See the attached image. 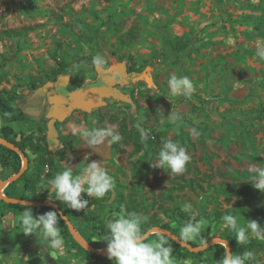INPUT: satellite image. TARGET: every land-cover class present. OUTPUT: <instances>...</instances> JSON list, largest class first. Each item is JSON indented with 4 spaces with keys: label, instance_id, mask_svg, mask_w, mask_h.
<instances>
[{
    "label": "rangeland",
    "instance_id": "1",
    "mask_svg": "<svg viewBox=\"0 0 264 264\" xmlns=\"http://www.w3.org/2000/svg\"><path fill=\"white\" fill-rule=\"evenodd\" d=\"M28 2L0 0V91L16 96L11 104L29 118L14 125V131L31 135L34 144L45 147L58 172L70 166L78 175L87 163L100 160L114 178V189L99 206L95 200L100 199L82 193L89 206L79 212L94 213L98 219L88 228L70 214L80 232L106 247L97 239L107 234L104 221L118 212L119 197L152 218L157 223L153 228L168 231L160 227L168 224L178 236L180 227L169 223L170 218L191 203L197 218L207 220L202 230L210 225V233L202 237L207 242L224 240L229 230L222 228L223 220L214 219L215 212L239 203L253 215L264 202V193L256 189L247 203L230 197L226 185L250 181V162L264 166V61L255 54V39L264 37V0H30L33 7ZM229 36L236 40L234 46L227 45ZM175 38L188 46L176 52L169 43ZM96 54L106 57L103 69L122 65L131 71V78L118 89L128 101L103 98L98 108L72 111L54 121L51 132L49 97L59 93L50 83L66 78L70 89L95 82ZM172 74L192 80L196 92L191 98L171 95L167 80ZM171 113L180 119L171 122ZM137 124L150 131L146 142L141 141ZM73 126H116L123 139L89 148L73 135ZM193 127L198 136L191 134ZM168 139L179 141L191 157L183 173L151 166ZM26 156L27 174L36 181L35 194L28 195L62 203L53 192L42 190L47 167L37 174L38 154L28 149ZM20 161L16 174L0 166V185L6 187L21 172V157ZM22 184L17 186L22 189ZM112 191L115 197L109 202ZM1 214L13 219H0V264H51L47 256L56 264H93L65 245V254L57 255L42 238L21 232L14 218L18 216ZM190 242L200 246V237ZM248 244L245 251L255 253L248 264H264V240L250 238ZM183 254L174 253L176 264L194 263L190 257H178ZM221 256L220 250L208 249L202 264H215Z\"/></svg>",
    "mask_w": 264,
    "mask_h": 264
},
{
    "label": "clouds",
    "instance_id": "2",
    "mask_svg": "<svg viewBox=\"0 0 264 264\" xmlns=\"http://www.w3.org/2000/svg\"><path fill=\"white\" fill-rule=\"evenodd\" d=\"M227 45L234 46L236 40L229 36ZM255 54L261 61H264V37L255 39ZM107 63L106 57L96 54L92 57V64L98 68L104 67ZM168 88L172 96L191 98L196 92L192 80L188 76L172 74L167 80ZM180 119L179 114L171 113L170 120L175 123ZM142 142L149 140L151 133L141 124L136 125ZM73 135H79L87 143L89 148L101 145L107 141L109 146L118 144L123 137L119 134L116 126L81 128L72 127ZM193 136H198L197 128L191 129ZM71 159V157H70ZM191 157L187 149L179 141L172 139L165 140L160 147L157 157L152 163L153 168L169 169L172 174H180L186 170V165ZM250 183L255 189L264 193V166L261 163L250 162L248 164ZM48 192L54 193V199L62 202L68 208L80 211L89 206V200L82 196L104 198L107 193L115 187L114 178L109 174L108 169L100 160H92L82 168L78 175L73 174L72 167H65L45 180ZM183 211L190 213V219L180 227L179 241L190 242L200 237V247L207 248V241L202 238V229L207 225V220L197 219L198 213L191 203H185ZM61 215L56 210H49L43 214L33 215V211L24 210L16 223L22 227L25 235L34 234L47 242L48 248L57 255L63 256L64 240L61 235L59 222ZM147 217L137 212L112 213L104 221V228L107 234H102L97 240L106 242V252L109 260L114 264H176L173 255V247L167 243L163 235L146 241L143 232V224ZM223 229H231L235 234L238 245H245L250 238L264 240V226L257 220L250 219L247 224H241L236 215L228 214L222 217ZM219 244L224 249V254L217 264H248L255 260V253L244 251L243 253H232L228 250L227 244L221 240ZM182 264H190L184 260Z\"/></svg>",
    "mask_w": 264,
    "mask_h": 264
},
{
    "label": "trees",
    "instance_id": "3",
    "mask_svg": "<svg viewBox=\"0 0 264 264\" xmlns=\"http://www.w3.org/2000/svg\"><path fill=\"white\" fill-rule=\"evenodd\" d=\"M28 5L30 7H33L32 3L28 2ZM9 33H13L12 31ZM131 38V34H128V39ZM171 47L176 51L180 52L184 50L188 46L187 41L181 42L179 39L175 38L169 41ZM32 87H35L34 84H32ZM76 88V87H74ZM74 88H70L69 90H72ZM16 100V96H7L4 94L3 91H0V118L2 120L3 126L0 128V139L12 144L14 147H16L21 153H23L26 156L27 150H31L34 154H38V161L36 166V172L39 175V173L42 172L43 167H47V173L44 177V181L46 178H50L51 176L55 175L59 168L58 164L55 161V158L53 156H49L45 147L40 146L39 144H34L31 141V135H27L23 132H15L14 129L10 124L16 123V122H29V118L27 115L23 112V110L20 107H15L11 103ZM38 131H41V128H38ZM27 157V156H26ZM28 162V161H27ZM0 166L3 168H11L13 173L16 174L19 172L21 168V161L18 153L15 151L9 149L8 147L4 146L0 143ZM19 181H22V189H20L17 184ZM35 179L32 176H29L27 174V168L18 176L16 180L9 183L3 190V194L7 198L26 201V202H44V200H36L32 196H29L28 194H35ZM227 193L230 197L239 198L243 200L244 202L249 203V195L255 191L256 189L252 186L250 181L244 182V183H235V184H227L226 185ZM105 198H101L100 200H95V204L97 206L101 205V203L104 202ZM117 203V211L123 212L125 214L129 212H138V210L133 206L132 204L126 202L122 197H119L116 201ZM57 204L58 208L62 211L63 215H65L69 220L70 214H75L78 216L81 220L84 226L91 228L92 222H95L98 219V216L94 213H84L79 211H73L72 209L68 208L63 203H55ZM24 210H31L33 211V215L36 216L38 214H43L49 210H55L52 207L49 206H39L35 207L31 204H16V203H8L5 202L3 199L0 198V213H9L13 216H20V214ZM236 215L237 218H241L244 220V222L247 224L250 219L257 220L259 223L262 222L264 219V202L262 205L258 208H255L253 215H250L245 210L244 206L241 204H236L233 208L226 209L222 212H215L214 213V219L215 220H222V217L224 215ZM146 216L148 219L143 224V232L144 234L149 231L151 228L157 226V223L152 221V218H150L148 215ZM190 219L188 214H186L183 210H177L172 218H170L169 223H176L178 227H182L185 222H187ZM199 220V218H197ZM71 221V220H70ZM73 224L75 230L80 233L81 237L94 249L96 250H103V248L106 247H99V244L96 242H92L87 238L82 232H80L79 228ZM61 235L64 240V245L71 250H75L78 253H82L86 256V259L89 260L93 264H113L114 262L112 260L108 259L107 254L103 253H97L94 251H86L84 250L73 238V236L70 234V231L68 229V226L65 224V222L61 219L59 222ZM160 226V225H159ZM162 228L167 229L171 234L178 236L177 229H170L167 226ZM210 233V225H208L204 230L201 232L202 237L208 236ZM163 235L159 233L151 234L146 238V241H151L158 236ZM167 241L168 244H170L173 247V252L176 253L179 250H181L184 254L182 256L178 257H190L194 260L193 264H202L205 263V257L204 253L209 250L218 249L220 250L222 256L224 254V249L221 245L216 244L210 246L208 249L201 251V252H190L184 247H181L177 242L173 241L168 236L163 235ZM179 237V236H178ZM223 239L227 241L230 244L231 252L232 253H242L245 251V249L249 246V244L245 245H238L235 240V234L232 232L231 229L227 231V233L223 236ZM191 247L196 248L199 245L196 242H187ZM221 256V258H222ZM220 258V259H221ZM219 259V260H220ZM217 264V261L215 262Z\"/></svg>",
    "mask_w": 264,
    "mask_h": 264
},
{
    "label": "water",
    "instance_id": "4",
    "mask_svg": "<svg viewBox=\"0 0 264 264\" xmlns=\"http://www.w3.org/2000/svg\"><path fill=\"white\" fill-rule=\"evenodd\" d=\"M97 80L98 82L95 84H83L78 86L72 90H68L67 92H62L64 89L67 88V79L66 78H57L56 81L50 83V86L59 94L51 95L49 97V102L51 104L50 112L48 113V117L52 119L50 122V131L53 132V122L54 121H62L66 118L72 111H81V112H89L94 108H98L103 105V98H113L117 101H128V98L125 94L121 93L115 86L118 84H123L124 82H128L127 78L129 79V75L125 72V68L122 65L118 67H110L108 69L98 68L97 69ZM119 78L118 81L115 79ZM100 82V85H99ZM51 137V136H50ZM0 143L4 146L8 147L9 149L15 151L19 154L22 159L23 167L21 172L17 174L15 177L10 178L7 182L11 183L18 178V176L27 168V158L26 156L21 153L16 147L12 144H9L0 139ZM5 184V183H4ZM4 184L0 185V198L3 199L5 202L8 203H16V204H31L35 207L39 206H49L54 208L59 215H61L62 220L68 226L70 234L73 236L74 240L82 246L87 251H94L97 253L107 254V252H98L96 249L92 248L75 230L71 221L63 215L62 211L58 208L57 204L53 202H26L16 199H11L5 197L4 194L1 192L4 190ZM115 197L114 192L112 191L111 200ZM158 232L165 236H168L173 241L177 242L180 246L186 248L190 252H201L206 250L212 245L219 244L221 239H212L207 242V248L191 247L187 242H180L178 237L171 234L169 231L160 229V228H153L145 233V237L147 238L151 232ZM228 247V250L231 252L230 244L223 240ZM47 261L51 264H56V262L50 257H46Z\"/></svg>",
    "mask_w": 264,
    "mask_h": 264
},
{
    "label": "crops",
    "instance_id": "5",
    "mask_svg": "<svg viewBox=\"0 0 264 264\" xmlns=\"http://www.w3.org/2000/svg\"><path fill=\"white\" fill-rule=\"evenodd\" d=\"M0 122H1V126H0V128L3 126V123H2V120H1V118H0ZM23 125L24 124V122H16V123H12V124H10L12 127L14 126V125ZM21 127V126H20ZM2 214L0 213V219H13V217L12 216H10V215H8V214H4L3 215V217L1 216ZM15 219L17 218V217H14ZM76 219H79V218H76ZM73 221V220H72ZM80 221H81V219H79V222L78 223H80ZM104 250V249H103ZM173 255H174V253H173ZM176 257V256H175ZM178 258V257H177ZM191 261H193L194 262V260H191ZM192 262V263H193Z\"/></svg>",
    "mask_w": 264,
    "mask_h": 264
},
{
    "label": "flooded vegetation",
    "instance_id": "6",
    "mask_svg": "<svg viewBox=\"0 0 264 264\" xmlns=\"http://www.w3.org/2000/svg\"><path fill=\"white\" fill-rule=\"evenodd\" d=\"M125 72L129 75V79L131 78V71L130 70H128V69H125ZM128 78H127V80H129ZM116 81H118L119 80V78H117V79H115ZM98 82V80H96L95 82H93V83H90V84H95V83H97ZM99 85H100V82H99ZM119 84L118 85H116L115 87L117 88V89H119ZM69 89L68 88H66V89H64L63 91H61V93L62 92H67Z\"/></svg>",
    "mask_w": 264,
    "mask_h": 264
},
{
    "label": "bare ground",
    "instance_id": "7",
    "mask_svg": "<svg viewBox=\"0 0 264 264\" xmlns=\"http://www.w3.org/2000/svg\"><path fill=\"white\" fill-rule=\"evenodd\" d=\"M98 252H106V249H104V250H97Z\"/></svg>",
    "mask_w": 264,
    "mask_h": 264
}]
</instances>
